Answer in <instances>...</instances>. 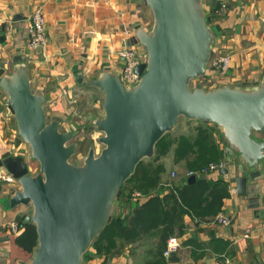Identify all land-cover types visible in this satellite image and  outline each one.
I'll return each mask as SVG.
<instances>
[{
	"label": "water",
	"instance_id": "95a60500",
	"mask_svg": "<svg viewBox=\"0 0 264 264\" xmlns=\"http://www.w3.org/2000/svg\"><path fill=\"white\" fill-rule=\"evenodd\" d=\"M154 16L151 30L140 29L137 42L148 54L136 71L140 82L126 88L118 74L105 71L89 85L105 92V114L95 119L104 132L99 155L90 149L85 164L69 158L76 144H67L73 132L60 131V116L49 119L46 97L34 92L27 67L16 65L10 73L0 64V87L8 94L20 136L30 145L40 170L33 174L23 155L6 153L0 159L20 183L8 206L31 205L24 223H33L38 246L28 264H82L83 254L112 216L126 180L136 165L154 153L158 140L173 129L180 116L217 124L233 158L222 168L228 175L235 159L250 168L264 160V84L258 89L221 86L191 90V79L206 74L214 51L215 30L207 23L204 0H144ZM14 61V60H13ZM192 174L189 181L195 180ZM239 195H246V176H237ZM176 253H172L170 260Z\"/></svg>",
	"mask_w": 264,
	"mask_h": 264
},
{
	"label": "crops",
	"instance_id": "0c3cea01",
	"mask_svg": "<svg viewBox=\"0 0 264 264\" xmlns=\"http://www.w3.org/2000/svg\"><path fill=\"white\" fill-rule=\"evenodd\" d=\"M225 1L228 11L222 17L212 13L220 0L203 2L206 15L214 16L218 29L213 56L227 52L231 57L228 73L221 76L228 84L221 85L258 89L264 84V0ZM38 7L46 15L48 45L44 51L28 46L29 15ZM153 21V12L144 0H0V64L5 63L7 73L16 65H25L32 90L45 95V111L53 116L62 118L74 113L77 103L85 106L90 101L88 98L81 101L86 98V88H94L98 93L90 105L94 123L105 114L102 106L105 92L87 82L105 71L118 74L121 63L116 52L126 45L142 46L137 42V33L140 29L151 30ZM209 63L206 74L220 76ZM184 118L179 119L171 137L195 138L199 127L209 126L215 128L216 139L226 150L219 125ZM253 137L264 140V132H254ZM176 146L175 143L161 159L165 166L164 181L172 171L178 176L186 174L184 160L175 161ZM6 153L23 155L31 173L38 172L31 147L20 136L15 115L8 107V94L0 87V159ZM228 154L226 161L230 162L233 158ZM215 175L217 172L212 174ZM228 176L230 196L224 199L222 213L208 222L187 216V231L180 237V247L168 264H264V160L250 168L240 157L236 158ZM237 176L247 177L246 195L237 192L236 182L232 181ZM20 189L17 180L0 186V264H28L33 257V252L16 243V237L23 231L18 217L29 214L31 205L7 204ZM133 190L130 185L129 192ZM221 215L230 218L231 223L224 225L219 220ZM247 231L250 235L246 237ZM91 257L85 264H101L102 258L93 254ZM133 262L136 261L130 256L120 255L111 264Z\"/></svg>",
	"mask_w": 264,
	"mask_h": 264
},
{
	"label": "trees",
	"instance_id": "16d2710c",
	"mask_svg": "<svg viewBox=\"0 0 264 264\" xmlns=\"http://www.w3.org/2000/svg\"><path fill=\"white\" fill-rule=\"evenodd\" d=\"M206 16L208 25L214 29V21L211 23ZM216 134L215 128L203 126L197 129L195 138L171 137L168 131L158 140L149 157L151 161L141 160L125 182L132 183L134 190L126 194L124 186L121 196L114 201L119 205L118 213H112L90 244L88 250L102 258L101 264L120 255L130 256L136 264H168L171 260L163 254L166 242L172 235L184 236L187 216L208 222L222 213L224 199L230 196V177L220 169L205 170L212 163L227 162L228 151L220 147ZM175 143V161L184 160L186 174L175 181H164L165 166L161 159ZM189 172L196 175L195 180L189 181ZM214 172L217 175L212 176ZM24 217H18L23 231L16 237V243L34 252L38 232L35 224L24 223Z\"/></svg>",
	"mask_w": 264,
	"mask_h": 264
},
{
	"label": "built area",
	"instance_id": "2783aa9c",
	"mask_svg": "<svg viewBox=\"0 0 264 264\" xmlns=\"http://www.w3.org/2000/svg\"><path fill=\"white\" fill-rule=\"evenodd\" d=\"M228 11V3L225 0H220L218 6L212 11L213 15L216 17L224 16ZM28 46L30 49L35 51H44L48 45V37L46 33V15L42 7H38L29 15L28 27ZM117 57L121 63L120 71L118 73L122 83L126 88H132L136 86L140 80L141 75L136 71V67L140 63L148 61V54L144 51L142 46H124L116 52ZM231 57L228 54H219L218 56H213L210 61V67L212 70L218 72L220 76H214L207 74V83L211 85L204 86L206 89L218 88L221 84H228L225 79H221L228 73L230 67ZM219 79V80H218ZM217 81V82H216ZM213 82H216L213 84ZM226 166V163H212L209 165L207 170H218ZM193 172H189L188 175H192ZM174 175V174H173ZM16 181L13 175L6 170L4 166H0V186L3 183H13ZM219 220L224 225H229L231 223L230 218L221 215ZM250 233L247 231L245 236H249ZM180 247V238L176 235H172L168 238L166 242V247L164 249V256L169 258L172 253H176Z\"/></svg>",
	"mask_w": 264,
	"mask_h": 264
},
{
	"label": "rangeland",
	"instance_id": "374dc122",
	"mask_svg": "<svg viewBox=\"0 0 264 264\" xmlns=\"http://www.w3.org/2000/svg\"><path fill=\"white\" fill-rule=\"evenodd\" d=\"M213 17H212V15H210L209 21H211V23H213V20H214ZM214 30H217V28L215 27ZM224 54H228V53L224 52L223 55ZM205 75H207V74H204L202 76L191 79L189 82L190 89L195 90L197 87H201L205 90H209L206 88L209 85H211V83H207V81L204 80V79H207V77H208ZM216 82H213V84ZM204 86H207V87L204 88ZM84 95H86V98H84V100L79 99V101L81 100V101L85 102V100H87V98L90 99V101L89 102L87 101L88 103L85 106H82L81 104L78 105V103H77L76 104V111L74 113L72 111L71 113L67 114L66 116H62L64 121L61 122L60 127H59L60 131H71V132H73V138L71 140H69L67 142V144L75 143L76 144V150H75L74 154L69 158V162L71 164H73L74 166H78V167H81L85 164V160H86L88 153H89L91 148H93L95 150V153L97 156L101 153V151L105 147V145L103 143H101V141H100V138L104 135V132L99 130L97 128L96 124L92 122V119L94 117V115H93L94 111L90 110L91 109L90 105L92 106L93 102H95V100L93 98H95V96L97 98L98 93L96 94V91H94V88H86V92L84 93ZM47 115H48L49 119L53 117L52 113H48ZM179 119L182 121L185 118H184V116H180ZM175 128H176V126L169 131V135H171L170 133H172V131ZM144 161L149 162V161H151V158L146 157V158H144ZM37 163H38V171H39L40 170V164L38 161H37ZM207 168L208 167H205V169H207ZM182 170L180 171L181 173L184 172ZM178 177L179 176H178L177 172L172 171L171 175L169 176L168 179L175 181ZM125 185L126 186H125L124 190H125V193L127 194V193H129L131 184L125 183ZM29 211H30V213L33 212L32 206L29 208ZM118 211H119V205H118V203H116L113 206L112 213L117 214ZM91 251H92V249L87 250L85 252L86 254L85 253L83 254L82 264L87 263L88 259L92 258L91 257ZM33 255H34V252H33ZM111 261H108L107 264H111ZM134 261H135V259H134ZM135 263L136 262H133V264H135Z\"/></svg>",
	"mask_w": 264,
	"mask_h": 264
}]
</instances>
